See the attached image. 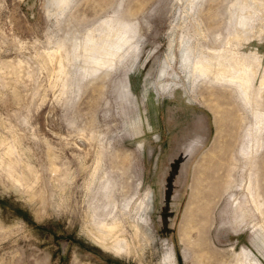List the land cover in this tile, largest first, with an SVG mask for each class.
Instances as JSON below:
<instances>
[{"label":"rangeland","instance_id":"374dc122","mask_svg":"<svg viewBox=\"0 0 264 264\" xmlns=\"http://www.w3.org/2000/svg\"><path fill=\"white\" fill-rule=\"evenodd\" d=\"M0 264H264V0H0Z\"/></svg>","mask_w":264,"mask_h":264},{"label":"flooded vegetation","instance_id":"af4514ba","mask_svg":"<svg viewBox=\"0 0 264 264\" xmlns=\"http://www.w3.org/2000/svg\"><path fill=\"white\" fill-rule=\"evenodd\" d=\"M202 121H205L204 118ZM206 128V127H205ZM193 131L197 130V124L192 128ZM206 132L207 129L203 130L201 127V135L196 137L192 134H189V137H185L184 139H180L179 136L175 137L174 142V152L166 158V163L171 168L170 171H175L177 173L184 172L188 168V162L191 160L190 155L194 148H197V145H200L201 143L205 142L206 140ZM199 138V139H198ZM177 152V153H176Z\"/></svg>","mask_w":264,"mask_h":264},{"label":"water","instance_id":"95a60500","mask_svg":"<svg viewBox=\"0 0 264 264\" xmlns=\"http://www.w3.org/2000/svg\"><path fill=\"white\" fill-rule=\"evenodd\" d=\"M203 118H204L205 121L207 120L208 121V124H209V120H208L207 116L204 113L203 114H199L198 120L200 119L202 121ZM199 121L197 123V130L196 131H193L195 137H196L195 134H197V136H199V135L202 136V134H201V122H199ZM206 129H207V132H206V140H205V142L201 143L200 145H197V148H194V150L192 151V153L190 155V158L191 159H192V157H194V155L197 153V151L206 144L207 139H209V137H210V125H207Z\"/></svg>","mask_w":264,"mask_h":264},{"label":"bare ground","instance_id":"6f19581e","mask_svg":"<svg viewBox=\"0 0 264 264\" xmlns=\"http://www.w3.org/2000/svg\"><path fill=\"white\" fill-rule=\"evenodd\" d=\"M246 23V22H245ZM197 65V64H196ZM225 67V66H224ZM200 70H203V68H201ZM227 70V69H226ZM207 71H209V70H207ZM221 73V72H220ZM241 79L243 80V78L241 77ZM147 199H149L148 197H147ZM102 225H104V224H102ZM106 226V225H105ZM112 228V227H111ZM106 229H108V228H106ZM114 229H112L111 231H113ZM96 234V233H95ZM116 234V233H115ZM91 235V234H90ZM93 235V234H92ZM103 236V235H102ZM106 236V235H105ZM104 237V236H103ZM106 239V238H105ZM94 240H96V239H94ZM109 241H111V240H109ZM102 244H105V242L104 243H102ZM104 247V246H103ZM112 247V246H111ZM114 247V249L115 248H117V250L116 251H118V252H120L121 251V247L118 245V246H113Z\"/></svg>","mask_w":264,"mask_h":264}]
</instances>
